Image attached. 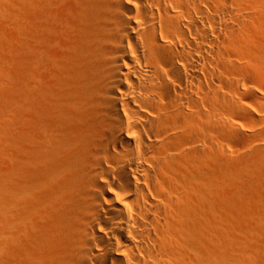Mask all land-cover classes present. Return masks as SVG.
<instances>
[{
	"label": "bare ground",
	"instance_id": "bare-ground-1",
	"mask_svg": "<svg viewBox=\"0 0 264 264\" xmlns=\"http://www.w3.org/2000/svg\"><path fill=\"white\" fill-rule=\"evenodd\" d=\"M29 1L31 113L11 128L0 108V146L14 151L0 172V264H247L212 233L230 209L225 138L240 132L226 116L253 118L243 93L264 87V52L257 79L233 75L264 40L262 1ZM16 81L0 72V102Z\"/></svg>",
	"mask_w": 264,
	"mask_h": 264
},
{
	"label": "rangeland",
	"instance_id": "rangeland-1",
	"mask_svg": "<svg viewBox=\"0 0 264 264\" xmlns=\"http://www.w3.org/2000/svg\"><path fill=\"white\" fill-rule=\"evenodd\" d=\"M261 1H262L261 4L257 7L258 10H255L256 11L255 13L259 14V17H261V19L263 18L262 25L264 26V0ZM8 3L9 6L10 4H12L13 8L11 6L10 7L13 10L11 9V11L14 10L16 11H14L15 13L10 12L6 20L2 22V25H0V27L7 26L6 29L5 27L4 28L2 27L4 31L0 28L3 35L5 34V31H7V28L8 29L12 28V30H8L9 31V34L7 33L8 35H4V37H2L4 42L2 41L3 49L1 47L2 50L0 53V72L2 75V81H5L10 78H12V80L15 79V81L16 80L19 81H16L15 84L16 86L18 85V88L15 87L14 85L13 88L11 85L9 89L6 90L3 89L1 91L2 100L0 102V108H2L1 106L7 108V113L10 119L9 120L10 122L7 127L13 128L14 125H16V123L14 124V122L17 121L16 120L17 117L19 118V120L22 119L24 121H27V119L30 116V115L29 116L26 115L27 110L30 111L28 112L29 114L31 113V109L29 108L30 109L29 110L28 107H30L31 101L32 99H34L33 98L34 94L32 93L33 92L32 89L34 88L30 89L33 86L32 85L33 81L30 79L31 77L30 74L32 72H30L29 69L31 64L30 58L34 53V36H33L34 34H33V22H32L33 17H32V9H30L31 8L30 1L10 0ZM251 11L252 10H250L249 12ZM11 14H14V17L11 16ZM9 20H11L10 23H8ZM4 22L6 24H3ZM15 22H16L15 24L16 26L13 24ZM5 36H8L9 39H7L8 37L6 38ZM257 40L258 41H256V43L258 42L257 43L258 47L254 45L255 46L254 49L256 47L257 48L255 50H258V48H260L259 50L260 52L259 51L254 52L255 60L249 58V56H245L246 58H242V61L244 63L241 62L243 64L242 65L243 67L239 70L238 74L237 73L233 74L236 79L242 80V83L247 82V85L249 82L248 80L244 81L245 76L249 77V79L255 78L254 75V71H255L254 69L256 67L255 65L258 64L259 59L261 60L260 57L264 52L263 38ZM22 48H23V52H22ZM261 67L262 66H260V68ZM17 69L19 72L17 71ZM245 69H248L250 71L247 73ZM20 70H22V72ZM260 70L261 72L264 73L263 67ZM259 80L262 83H264V77L262 78L260 77ZM250 84L251 87L253 86V89H255L257 93H255V91L254 93H243L245 104L243 102L242 104H244L245 106L250 108V110H252L253 114H255L253 115V118L252 116H249V114L245 112H241L240 110H237L234 113H228L226 116L230 121L235 120L234 123H236V125L239 127L238 130H240V132L238 133L237 131L236 133L235 132L232 133L233 131H228L229 134L227 133V136L225 138V148H226L225 157L229 159L230 164L227 165L228 166L227 170L224 171L223 174H221V176L224 178V180L227 179L226 182H228L225 185L226 187H224L225 189L223 190V193L224 196L226 194V197L227 199H229L228 201L230 202V207H227V210L229 208L230 209L227 211V214L229 216L226 214L227 216L224 217L223 220L224 221L223 223H225L224 224L225 229H222L221 231H219V233L215 231L216 234L215 232H213L212 236H214L213 239L215 241L213 242L217 245L219 244L218 246L220 247H225V245L226 247H228L231 242L232 245L230 244V247H234L235 245H237L234 248L239 250L245 248V250L244 249L243 250L248 252V254L252 256L251 258L249 257L250 261L247 260L248 262L247 264H264V252H263L264 250L257 251L256 248L257 242H259L261 245L264 244V222L262 223V221L264 220V217L262 216L264 214L263 212L264 211V111H261L259 110L258 107H256L257 104H258L257 106H259L260 105L259 103L260 102L262 103V99H260V97L264 95V90H263L264 87L261 89L259 87L258 88L255 87L252 83ZM243 85L241 84L242 87ZM13 89H17V92L16 90L14 92ZM226 93H228V90H226ZM63 103H64V99H62L58 104L59 111H61V108L63 107ZM230 104L232 103L228 102L226 105H230ZM20 117H25L27 119L26 120L25 118L20 119ZM258 122L260 123L258 124ZM12 148L13 147L11 146V144H9L8 146H0V172L7 169L10 160L14 154ZM248 158L250 161L249 165L251 169H253V171L251 173V177H246L245 179L243 177L244 175H241L239 172L243 171L244 168L247 169L246 167L249 166V165L246 166V162H245V160ZM260 216H262V218H260ZM218 234H222V235L224 234V235L223 236L221 235L219 237ZM216 240L219 243H216Z\"/></svg>",
	"mask_w": 264,
	"mask_h": 264
}]
</instances>
